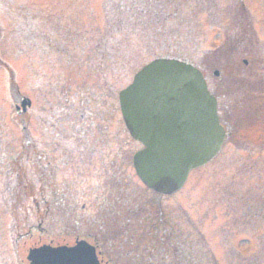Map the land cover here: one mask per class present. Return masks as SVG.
Listing matches in <instances>:
<instances>
[{"label":"rangeland","instance_id":"rangeland-1","mask_svg":"<svg viewBox=\"0 0 264 264\" xmlns=\"http://www.w3.org/2000/svg\"><path fill=\"white\" fill-rule=\"evenodd\" d=\"M99 27L108 30L110 63L122 65L106 67L115 96L143 65L170 56L196 66L221 109L231 112L220 114L229 134L218 153L172 195L152 193L139 181L132 157L141 147L125 129L117 99L107 115L98 89L91 90L88 115L75 117L77 131L56 138L42 129L40 86L73 83L74 63H98L96 49L75 46L87 36L70 31ZM223 45L234 53L220 52ZM23 98L31 105L16 112ZM263 138L264 0H0V231H9L17 213L43 228L31 233L22 264L30 247L70 246L81 238L96 247L101 264L143 261L151 226L174 233L164 237L169 241L198 240L215 264H264V211L252 221L238 210L258 207L263 195ZM41 170L48 171L41 180L50 189L40 195L30 184ZM15 173L22 174L18 180ZM105 199L113 202L114 218L99 211ZM8 255L6 264L18 262L13 245Z\"/></svg>","mask_w":264,"mask_h":264},{"label":"water","instance_id":"water-1","mask_svg":"<svg viewBox=\"0 0 264 264\" xmlns=\"http://www.w3.org/2000/svg\"><path fill=\"white\" fill-rule=\"evenodd\" d=\"M125 126L144 148L133 156L138 177L161 195L177 191L188 172L220 148L223 129L214 98L200 72L173 58H157L136 73L119 97ZM31 264H99L85 241L72 247H42Z\"/></svg>","mask_w":264,"mask_h":264},{"label":"flooded vegetation","instance_id":"flooded-vegetation-1","mask_svg":"<svg viewBox=\"0 0 264 264\" xmlns=\"http://www.w3.org/2000/svg\"><path fill=\"white\" fill-rule=\"evenodd\" d=\"M123 30L124 29L122 28L117 29V32L119 34H123ZM70 33H72L73 37L81 36V35L85 37L87 36L88 41L86 40L84 46L83 45H75V46L77 47V49H81L83 51L88 50V52L96 49L95 52L96 55H98V63L95 62L94 58L89 59L88 61L82 60L79 63H74L73 65L75 66V68H77V74L72 81L73 83L64 84V83H60V80H58L56 81V83L51 84L50 86L47 85H46L47 87L42 86L43 84L40 86L41 101L38 100V104H39V112H40L41 120L42 123L44 124V127L42 126L41 127L44 130V132L48 130L56 138L63 137L61 132L65 131L66 129L68 131L69 130L77 131L75 117L78 118L81 122L84 116L88 115L87 113L88 98L92 95L91 90L93 88L98 89V93H94V95L97 96L102 101L103 103L102 107L106 108L107 115H111L112 112L115 113V110H117L114 103L120 91L118 90L115 96L112 93V89L109 88L108 81L106 79L108 73L106 67L108 66V62L110 63L109 59H111L112 57V54L108 53L110 52V48L112 45V44L107 45L108 30L105 27L104 28L99 27L98 29L89 28V29H84V33L81 34L79 33V31L77 32L75 31V29H73L70 31ZM74 39L75 38H73L72 41H74ZM58 43H59V39H54L53 44H58ZM118 47L120 48V44H118ZM116 52H117V48H116ZM90 60L92 61V63H89ZM83 66L86 69L82 72L80 70V67ZM111 66H115L117 68V66L121 67L122 65L120 62L119 63L117 62L116 65L112 63ZM94 69L96 73L94 72ZM90 70L92 71V74L90 73ZM91 76L93 77L92 80H91ZM89 92L90 95L88 96L87 94ZM49 96H51L50 100H49ZM74 97H76L77 100ZM216 101H217L219 118H220V114L223 115L231 114L230 110L221 109L220 107L221 102L219 98H216ZM95 103L98 107L99 100H96ZM222 123L224 124L225 122L223 121ZM98 128L99 126L97 125V129ZM40 138L44 139V135L43 138L42 136ZM53 152H55V149ZM38 155L40 154L38 153ZM47 166L48 164L45 165V167ZM46 173H48V171L43 172L42 170L39 171L38 173V177H37L38 182L36 183V188L37 191H39L40 195L42 194L43 190L50 189L49 187L50 185H45L43 183V180H41L46 176L45 175ZM250 209L252 208L250 207V205H248L247 208L238 209V210L243 218H248V215L250 214L249 213ZM225 213L226 216H228V213L226 211ZM10 223L11 225L9 231H7L8 229L7 230L5 229L4 233L0 231V261L2 260L3 263L6 264L7 259H10L8 254L13 245L14 259L15 261H18L16 264L19 263L22 264L24 262V257H21L22 249L27 246V241L29 240L30 237H32L31 233L33 234L36 233L39 236V232L36 226L39 225L41 227L42 222L39 221L37 225H27L25 224V222H22L17 218L14 220H10ZM242 230L246 232L245 229ZM11 263H13V259Z\"/></svg>","mask_w":264,"mask_h":264},{"label":"trees","instance_id":"trees-1","mask_svg":"<svg viewBox=\"0 0 264 264\" xmlns=\"http://www.w3.org/2000/svg\"><path fill=\"white\" fill-rule=\"evenodd\" d=\"M261 190L263 195L258 203L260 205H264V190L263 189ZM28 192L29 191H25V194L27 195ZM112 203L113 202H109L107 201V199H105V205H103V207H100L99 211H102L105 214L103 218H105L106 216H110L111 218H114V216L117 215V213L115 212V207H113L114 205ZM251 208L252 209H250L249 213L256 214L260 211L261 207H251ZM133 211L142 212L143 210L136 208ZM153 214H154V209L151 212V217L153 216ZM152 223L155 222L153 221ZM155 225L157 224L155 223ZM164 229L165 228H163V230ZM150 234H151V241H148V243L151 245V247L146 249L147 252H150L149 255L146 256L143 259V261L132 260L130 264H187L188 259H194L193 263L191 264H215L214 259L212 258V256H210L209 252L202 245L199 246L200 243L198 240L187 241L184 240L182 237H180V239L176 238L173 241L171 240L169 241L164 237L166 235H170L171 237H174L175 235L174 233L168 231H164V233H159V230L155 229L152 226H151ZM193 247H197V248H193ZM109 252L110 251H107V254H109ZM168 253H170V255ZM115 259L117 260L118 258L115 257ZM120 261H122V259H120L117 262V264H119Z\"/></svg>","mask_w":264,"mask_h":264}]
</instances>
